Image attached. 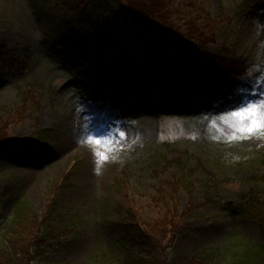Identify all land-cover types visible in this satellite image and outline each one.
<instances>
[{"label": "rangeland", "instance_id": "1", "mask_svg": "<svg viewBox=\"0 0 264 264\" xmlns=\"http://www.w3.org/2000/svg\"><path fill=\"white\" fill-rule=\"evenodd\" d=\"M164 3L174 33L143 35L161 54L113 0H0V241L21 201L54 264L144 256L128 215L174 213L170 263L264 244V137L232 139L231 115L264 100V0Z\"/></svg>", "mask_w": 264, "mask_h": 264}, {"label": "trees", "instance_id": "2", "mask_svg": "<svg viewBox=\"0 0 264 264\" xmlns=\"http://www.w3.org/2000/svg\"><path fill=\"white\" fill-rule=\"evenodd\" d=\"M165 0H113V2L121 8L122 13L133 19L136 23H139L141 28L138 29V34L135 35L136 41L141 44L137 46L140 50L146 51L149 46L153 49V52L158 51L161 54L164 53L162 48L155 46L153 43L145 42L144 33L149 36L152 25H162L159 28L162 32L174 33L175 29L171 27L168 22L169 11L164 3ZM123 4V5H122ZM159 30V31H160ZM170 35V34H169ZM150 39V38H149ZM175 63V62H173ZM176 64V63H175ZM221 68V66L213 65V68ZM183 70L181 72L194 71L192 63L184 67H180ZM247 68V67H246ZM242 67L238 70V73L246 69ZM228 77L238 78L236 72L229 71ZM24 97L27 94H22ZM26 99V98H25ZM23 111L21 112V114ZM264 153V146L262 148ZM264 164V158L261 159ZM264 181V176L261 177ZM16 210V215L13 217L18 222H14L17 225V231L13 233L10 238L5 237V241H0V264H54L52 257L54 253V247L58 244L53 239L52 230L49 226L50 222L43 220L42 224L38 226L39 231L37 235L35 233L25 237L23 234L24 221L26 220L25 213L31 212V208L27 202H19ZM30 210V211H29ZM257 210L258 207H257ZM260 212L255 213V217L258 219L261 225L264 226V222L260 218ZM257 214V215H256ZM264 218V217H263ZM264 221V219H263ZM51 225V224H50ZM120 226L125 227V237L123 242L125 245H138L140 242L145 246V254L142 257L127 253L126 257L122 260V264H190L186 258H179L177 261L170 263L168 261L169 250L173 248V240L176 237V226L174 213L166 215L163 220H156L153 224H142L131 217H129ZM264 229V228H263ZM233 247V256L230 258V264H264V244H244ZM214 255H206L203 260H197L193 264H210ZM211 261V262H210ZM192 264V263H191Z\"/></svg>", "mask_w": 264, "mask_h": 264}, {"label": "snow or ice", "instance_id": "3", "mask_svg": "<svg viewBox=\"0 0 264 264\" xmlns=\"http://www.w3.org/2000/svg\"><path fill=\"white\" fill-rule=\"evenodd\" d=\"M231 115L236 118L233 128L239 133V135L234 133L232 139L264 137V100L241 107L239 111Z\"/></svg>", "mask_w": 264, "mask_h": 264}, {"label": "bare ground", "instance_id": "4", "mask_svg": "<svg viewBox=\"0 0 264 264\" xmlns=\"http://www.w3.org/2000/svg\"><path fill=\"white\" fill-rule=\"evenodd\" d=\"M203 77H206V76H203ZM93 142H95V141L93 140Z\"/></svg>", "mask_w": 264, "mask_h": 264}]
</instances>
